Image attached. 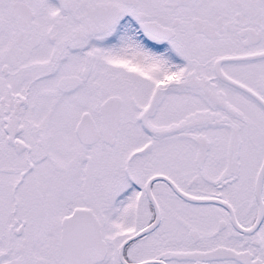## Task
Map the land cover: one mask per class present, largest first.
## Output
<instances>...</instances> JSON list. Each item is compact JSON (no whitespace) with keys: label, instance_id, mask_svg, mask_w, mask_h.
<instances>
[{"label":"snow or ice","instance_id":"6c2138e0","mask_svg":"<svg viewBox=\"0 0 264 264\" xmlns=\"http://www.w3.org/2000/svg\"><path fill=\"white\" fill-rule=\"evenodd\" d=\"M0 264H264V0H0Z\"/></svg>","mask_w":264,"mask_h":264}]
</instances>
